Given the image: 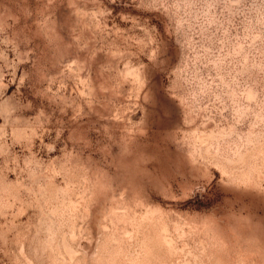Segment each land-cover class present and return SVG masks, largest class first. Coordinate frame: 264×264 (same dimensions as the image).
<instances>
[{
	"label": "rangeland",
	"instance_id": "obj_1",
	"mask_svg": "<svg viewBox=\"0 0 264 264\" xmlns=\"http://www.w3.org/2000/svg\"><path fill=\"white\" fill-rule=\"evenodd\" d=\"M0 264H264V0H0Z\"/></svg>",
	"mask_w": 264,
	"mask_h": 264
}]
</instances>
